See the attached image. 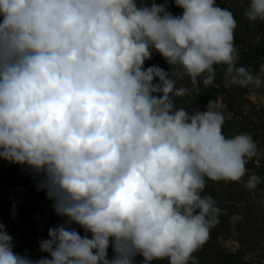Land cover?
I'll return each mask as SVG.
<instances>
[{
	"label": "clouds",
	"instance_id": "1",
	"mask_svg": "<svg viewBox=\"0 0 264 264\" xmlns=\"http://www.w3.org/2000/svg\"><path fill=\"white\" fill-rule=\"evenodd\" d=\"M172 5L0 0V159L26 168L60 218L39 258L14 252L0 223V264H199L224 214L206 181H241L259 149L249 132L224 134L220 97L203 111L177 100L216 86L218 68L225 88L254 93L264 62L239 63L236 18L217 0ZM242 16L264 23V0ZM154 53L168 70L145 67ZM258 184L252 173L243 187Z\"/></svg>",
	"mask_w": 264,
	"mask_h": 264
},
{
	"label": "rangeland",
	"instance_id": "2",
	"mask_svg": "<svg viewBox=\"0 0 264 264\" xmlns=\"http://www.w3.org/2000/svg\"><path fill=\"white\" fill-rule=\"evenodd\" d=\"M217 3L228 7L236 18L235 43L239 49V63L258 71L260 63L264 62V23L249 22L242 16L247 0H217ZM168 4L169 11L174 15L180 13L181 10L172 5V0H168ZM153 59L158 66V61L161 65L166 63L158 53L153 54ZM168 67L163 68L168 70ZM222 78L223 71L218 68L216 86H201L200 95L178 98L177 105L190 110L198 107L203 111L209 99L220 97L225 106L224 134L230 136L239 131L249 132L259 151L248 161V173L241 181H206L202 194L212 196L224 214L210 230L208 242L195 255L199 264H264V242H261L264 235V184H258L254 192L243 187L249 174L264 176V88L254 93L248 88H225ZM176 81L178 87L187 83L182 76ZM36 183L26 168L0 159V223L6 226L13 238V251L27 252L33 258L47 255L38 251L37 242L42 237L47 238L48 228L60 222L52 210V201L46 198L43 191L36 190ZM259 210L263 216H260ZM260 219L263 222L258 225ZM78 231L83 234L82 230ZM141 259L136 257L137 264ZM153 264H167V260L154 261Z\"/></svg>",
	"mask_w": 264,
	"mask_h": 264
},
{
	"label": "crops",
	"instance_id": "3",
	"mask_svg": "<svg viewBox=\"0 0 264 264\" xmlns=\"http://www.w3.org/2000/svg\"><path fill=\"white\" fill-rule=\"evenodd\" d=\"M158 62H159V66L161 68H163V67L166 68V66H168L166 63H164V64L161 65V62L160 61H158ZM152 64H156L154 59L153 60L150 59V60L145 61V67L150 66ZM174 78L176 80L180 79L181 78L180 73L179 72H178V74L175 73ZM259 213H260V210H259ZM260 216H263V215L260 213ZM261 222H263V219L258 220V225ZM261 240H262L261 242H264V235L261 236ZM262 259H264V258H262ZM262 262H264V261H262Z\"/></svg>",
	"mask_w": 264,
	"mask_h": 264
}]
</instances>
